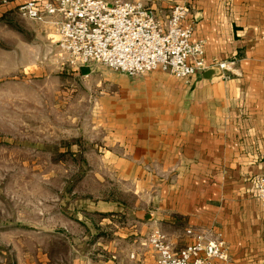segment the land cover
Returning a JSON list of instances; mask_svg holds the SVG:
<instances>
[{"label":"rangeland","instance_id":"rangeland-1","mask_svg":"<svg viewBox=\"0 0 264 264\" xmlns=\"http://www.w3.org/2000/svg\"><path fill=\"white\" fill-rule=\"evenodd\" d=\"M27 1L0 0V264L119 258L141 234L138 221H152L145 240L156 253V233L176 248L158 223L164 183L175 177L161 168L173 162L163 159L172 144L157 139L195 117V82L99 62L83 72L54 26L20 15ZM134 1L166 21L182 0ZM218 72L215 82L234 78ZM263 176L252 178L262 207Z\"/></svg>","mask_w":264,"mask_h":264},{"label":"crops","instance_id":"crops-1","mask_svg":"<svg viewBox=\"0 0 264 264\" xmlns=\"http://www.w3.org/2000/svg\"><path fill=\"white\" fill-rule=\"evenodd\" d=\"M190 18L206 59L229 62L234 78L199 75L188 91L195 117L157 139L172 144L163 159L173 162L161 168L175 176L164 183L158 223L176 249L193 241L192 229L225 240L232 264H264V208L252 185L264 173V0H191ZM138 223L141 234L119 258L88 254L69 264H155L145 240L152 221Z\"/></svg>","mask_w":264,"mask_h":264},{"label":"built area","instance_id":"built-area-1","mask_svg":"<svg viewBox=\"0 0 264 264\" xmlns=\"http://www.w3.org/2000/svg\"><path fill=\"white\" fill-rule=\"evenodd\" d=\"M19 13L54 26L72 66L99 62L129 76L161 70L187 83L209 70L218 69L223 77L230 70L227 61L206 59V40L194 37L190 0L174 5L166 21L134 0H30ZM256 184L264 207V176ZM188 233L193 241L179 249L162 234L151 235L155 264H232L225 240L192 229Z\"/></svg>","mask_w":264,"mask_h":264},{"label":"water","instance_id":"water-1","mask_svg":"<svg viewBox=\"0 0 264 264\" xmlns=\"http://www.w3.org/2000/svg\"><path fill=\"white\" fill-rule=\"evenodd\" d=\"M81 68H82L83 72H88L90 70V68L88 66H83ZM214 73H215L214 70H209V71L205 72L204 75H205V77H211Z\"/></svg>","mask_w":264,"mask_h":264}]
</instances>
